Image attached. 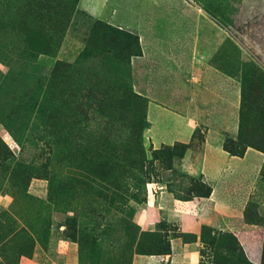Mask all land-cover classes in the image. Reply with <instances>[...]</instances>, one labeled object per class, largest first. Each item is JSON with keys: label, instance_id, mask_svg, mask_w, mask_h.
I'll list each match as a JSON object with an SVG mask.
<instances>
[{"label": "rangeland", "instance_id": "obj_1", "mask_svg": "<svg viewBox=\"0 0 264 264\" xmlns=\"http://www.w3.org/2000/svg\"><path fill=\"white\" fill-rule=\"evenodd\" d=\"M216 85L240 89L225 149L264 151V0H0V264H160L178 235L186 264H264L255 193L233 225L164 213L209 193L181 161L210 124L157 145L149 104Z\"/></svg>", "mask_w": 264, "mask_h": 264}, {"label": "crops", "instance_id": "obj_2", "mask_svg": "<svg viewBox=\"0 0 264 264\" xmlns=\"http://www.w3.org/2000/svg\"><path fill=\"white\" fill-rule=\"evenodd\" d=\"M217 80L219 84L231 81L229 79L227 81L222 74H217ZM216 86L217 90L208 91L199 87L191 92V99L187 100L189 108L187 112L179 110L182 104L179 106L177 103L180 102L177 101L175 104H163L156 101L149 104L151 120L149 135L157 145L191 143L195 138L197 124H210L204 141L203 156L192 158L189 165H187L188 160L185 159L187 156L181 161L191 172L201 168L203 180L210 186L209 193L205 196H197V198H177L172 206L163 205L166 208L164 213L169 212L168 209L171 210L169 214L180 224V232L196 229L192 228L196 226V223L218 225L224 222L233 225L232 223L244 216V209L252 193H255L260 202L259 211L264 213V151L249 147L244 155H237L225 149L223 141L226 134L223 127L229 126L230 122L224 117L217 118L216 111L234 109L240 89L232 86L222 90L218 85ZM221 86V88L224 87ZM205 110H209V118L206 117L207 111ZM217 125H220L219 133L213 130ZM229 186L231 188L226 189ZM187 223L194 224L188 227ZM177 238H181V242ZM182 240L180 235L174 238L172 251L159 258L160 264L195 263L201 259L202 255L198 247L201 241L200 235L199 240L187 242ZM139 260H147V258L140 254Z\"/></svg>", "mask_w": 264, "mask_h": 264}, {"label": "trees", "instance_id": "obj_3", "mask_svg": "<svg viewBox=\"0 0 264 264\" xmlns=\"http://www.w3.org/2000/svg\"><path fill=\"white\" fill-rule=\"evenodd\" d=\"M234 154H237V153H234Z\"/></svg>", "mask_w": 264, "mask_h": 264}]
</instances>
